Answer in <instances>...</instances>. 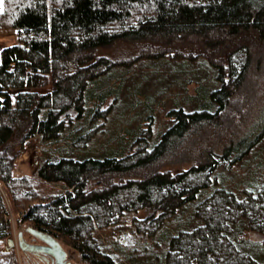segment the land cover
<instances>
[{"label":"trees","instance_id":"obj_1","mask_svg":"<svg viewBox=\"0 0 264 264\" xmlns=\"http://www.w3.org/2000/svg\"><path fill=\"white\" fill-rule=\"evenodd\" d=\"M0 30L17 35L15 44L1 50L0 181L27 220L57 238L67 237L90 262L117 264L78 240L83 226L95 222V214L85 208L100 205L110 216L145 209L152 236L192 204V217L177 226L187 231L185 238L169 235L168 244L177 252L164 255L162 264H217L220 256L233 253L264 264V190L248 201L225 186L203 195L221 161L240 162L264 138V111L239 136L222 116L253 66L261 69L263 59L255 52L264 45V0H3ZM118 41L142 44L139 56L145 59L203 57L221 84L207 88L193 110L171 109L174 119L152 144L143 135L134 136L129 147L139 146L130 157L119 151L39 162L38 178L63 182L68 190L35 202L41 181L15 176L17 159L30 139L56 143L89 132L102 114L101 105L113 94L119 96L122 84L118 89L114 84L123 82L126 69L137 60L119 61L97 52ZM17 136L19 144L13 146ZM178 156L183 159L177 162H189V167L166 168ZM202 174L205 181L196 177ZM124 190L134 195L119 202ZM7 212L0 191V216ZM197 214L202 222L195 227ZM7 230L0 228V245Z\"/></svg>","mask_w":264,"mask_h":264},{"label":"rangeland","instance_id":"obj_2","mask_svg":"<svg viewBox=\"0 0 264 264\" xmlns=\"http://www.w3.org/2000/svg\"><path fill=\"white\" fill-rule=\"evenodd\" d=\"M142 46L130 41H118L98 49L100 55L109 56L114 60L131 62L137 59L126 69L123 82L119 79L114 84L115 89L120 88L122 84L119 96L117 92L101 105L102 114L95 118L92 128L85 136H69L60 142L46 144L38 138L30 139L26 143L25 151L17 159L15 176L30 175L34 179H40L35 175L39 162L66 154L75 157L104 156L122 151L126 156H132L133 151L139 146L129 147V142L134 136L143 135L148 143L152 144L159 139L160 133L174 119L169 114L171 109L184 107L186 110H193L203 100L207 88L218 87L221 84L215 77L214 68L203 57L145 59L139 56L144 48ZM255 53L263 59L261 69L256 67V64L253 66L251 72L246 75L241 89L232 98L222 115L227 128L229 130L233 128L238 136L254 127L264 111V45H260ZM216 129L214 131L219 132ZM11 144L13 146L19 144V137H15ZM180 156L166 168L174 171L188 168L189 162L184 160L177 162L183 159ZM196 177L200 181L206 179L205 174ZM129 178L124 177L123 181ZM212 178V186L205 190L203 195H211L212 187L225 186L227 189L237 191L243 200L248 201L250 195L258 199L259 192L264 190V138L240 162L228 165L224 160L221 161ZM40 181L41 194L35 202H45L51 196H58L68 190L63 182H46L41 179ZM91 186L100 187L96 183H91ZM0 191L8 209L6 215L0 216V228L8 227L4 236V242H7L9 237L18 238L20 230L35 225L24 217L25 210H17L10 189L2 181H0ZM133 195V190H124L119 195L118 201L131 199ZM119 202L114 206L115 211H118ZM26 203L28 204L29 201ZM194 209L195 206L192 204L182 207L150 236L151 226L146 223L149 213L145 209H140L136 213L131 210L123 214L124 216L114 213L110 216L107 209L100 205L85 208L95 214V222L83 226L77 236L79 241L110 255L117 264H162L164 255L176 251L168 244L169 235H179L180 240L185 238L183 235L187 231L183 232L180 228L192 215ZM197 215L192 223L195 227L202 222L200 214ZM27 236L31 238L30 234ZM58 239L64 248L75 251L76 259L80 264L87 262L71 240L67 237H58ZM4 246V243L0 245L1 249ZM240 261L243 262L239 263ZM13 262L26 264L24 251L18 245L11 252L0 250V264ZM238 263L251 264L248 255L239 256L236 253L220 256L217 262V264Z\"/></svg>","mask_w":264,"mask_h":264},{"label":"flooded vegetation","instance_id":"obj_3","mask_svg":"<svg viewBox=\"0 0 264 264\" xmlns=\"http://www.w3.org/2000/svg\"><path fill=\"white\" fill-rule=\"evenodd\" d=\"M30 227H34V228L40 229L37 226H27V227H25L24 230H20L19 231L18 236H19L20 232L22 231V236L28 242L33 243V244H44V242L41 239L37 238L29 230ZM27 234H30L31 238L28 237ZM14 239H15V242H16L15 247L17 245L19 246L18 238H14ZM3 243L6 246V242H3ZM5 246L3 247L4 251H5ZM15 247L13 249H15ZM13 249H11V250H13ZM11 250H9L7 252H11ZM66 252H67L66 256L64 258H62V259H60V257H58L56 254H52V253L46 252V251H41V252H38V253H32V252L24 251V257H25L26 264H80V261H78L76 259L75 251H72V249H66ZM83 258H84V256H83ZM86 261L87 262L83 263V264H98V263L90 262L89 260H86ZM12 264H14V262Z\"/></svg>","mask_w":264,"mask_h":264},{"label":"water","instance_id":"obj_4","mask_svg":"<svg viewBox=\"0 0 264 264\" xmlns=\"http://www.w3.org/2000/svg\"><path fill=\"white\" fill-rule=\"evenodd\" d=\"M29 230L39 239H41L44 244H33L28 242L23 236L22 231L18 236V244L23 251L38 253L41 251L50 252L56 254L60 259L66 256V249L61 244L60 240L53 234L46 232L42 229H37L30 227ZM14 237H9L6 242L5 251H9L15 247Z\"/></svg>","mask_w":264,"mask_h":264},{"label":"crops","instance_id":"obj_5","mask_svg":"<svg viewBox=\"0 0 264 264\" xmlns=\"http://www.w3.org/2000/svg\"><path fill=\"white\" fill-rule=\"evenodd\" d=\"M0 8L3 9V0H0ZM16 42H17V35L15 34V31L0 30V61H1V50L5 46L15 44Z\"/></svg>","mask_w":264,"mask_h":264},{"label":"snow or ice","instance_id":"obj_6","mask_svg":"<svg viewBox=\"0 0 264 264\" xmlns=\"http://www.w3.org/2000/svg\"><path fill=\"white\" fill-rule=\"evenodd\" d=\"M0 11H2V8H0Z\"/></svg>","mask_w":264,"mask_h":264}]
</instances>
